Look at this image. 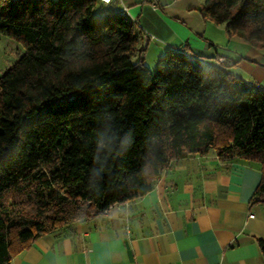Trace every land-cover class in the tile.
Listing matches in <instances>:
<instances>
[{
  "label": "trees",
  "instance_id": "trees-1",
  "mask_svg": "<svg viewBox=\"0 0 264 264\" xmlns=\"http://www.w3.org/2000/svg\"><path fill=\"white\" fill-rule=\"evenodd\" d=\"M96 3L0 0V33L25 45L0 75V264L211 150L258 161L264 200V88L172 47L152 69L129 16ZM201 13L264 51V0H204Z\"/></svg>",
  "mask_w": 264,
  "mask_h": 264
},
{
  "label": "crops",
  "instance_id": "crops-1",
  "mask_svg": "<svg viewBox=\"0 0 264 264\" xmlns=\"http://www.w3.org/2000/svg\"><path fill=\"white\" fill-rule=\"evenodd\" d=\"M203 3L114 0L102 9L129 16L149 66L168 47L207 67L225 56L231 72L264 88V51L206 19ZM261 176L258 161L214 150L173 160L143 196L43 233L9 264H264Z\"/></svg>",
  "mask_w": 264,
  "mask_h": 264
},
{
  "label": "rangeland",
  "instance_id": "rangeland-1",
  "mask_svg": "<svg viewBox=\"0 0 264 264\" xmlns=\"http://www.w3.org/2000/svg\"><path fill=\"white\" fill-rule=\"evenodd\" d=\"M104 3L97 0L95 12H101L104 8ZM25 45L6 34L0 33V75L8 69L24 52ZM227 60L222 64H226ZM156 65H152L151 68L154 69Z\"/></svg>",
  "mask_w": 264,
  "mask_h": 264
},
{
  "label": "built area",
  "instance_id": "built-area-1",
  "mask_svg": "<svg viewBox=\"0 0 264 264\" xmlns=\"http://www.w3.org/2000/svg\"><path fill=\"white\" fill-rule=\"evenodd\" d=\"M100 2H102V3H111L112 1H114V0H99ZM227 59H226V57L225 56H219V58H218V62H219V64H222L224 61H226ZM232 62V61H231ZM107 211V210H106ZM105 211V212H106ZM250 216H254V214L253 213H251L250 214Z\"/></svg>",
  "mask_w": 264,
  "mask_h": 264
}]
</instances>
